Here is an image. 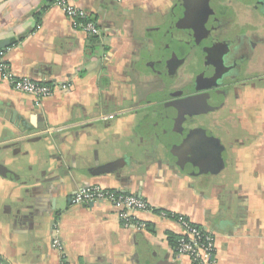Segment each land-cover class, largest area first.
<instances>
[{
    "label": "crops",
    "instance_id": "0c3cea01",
    "mask_svg": "<svg viewBox=\"0 0 264 264\" xmlns=\"http://www.w3.org/2000/svg\"><path fill=\"white\" fill-rule=\"evenodd\" d=\"M72 1L99 37L75 29L55 0H0L5 62L52 91L37 104L0 76V165L13 174L0 176V262L192 264L176 257L182 228L164 211L215 237V264H264V34L246 85L210 92L192 129L218 140L217 151L193 144L188 159L179 146L156 153L158 118L140 101L143 64L161 55L146 57L145 46L178 25L175 0ZM252 73L262 78L255 87ZM90 185L149 203L136 213L145 231L123 228L108 202L74 205Z\"/></svg>",
    "mask_w": 264,
    "mask_h": 264
},
{
    "label": "flooded vegetation",
    "instance_id": "af4514ba",
    "mask_svg": "<svg viewBox=\"0 0 264 264\" xmlns=\"http://www.w3.org/2000/svg\"><path fill=\"white\" fill-rule=\"evenodd\" d=\"M174 7L178 25L163 33L159 47L150 39L144 49L146 57L161 54L143 64L148 95L140 101L158 118L152 141L190 140L182 131L198 126L209 93L219 91L212 89L214 81L231 78L236 89L243 88L246 62L263 42L264 0H175ZM249 76L252 86L262 83L257 73Z\"/></svg>",
    "mask_w": 264,
    "mask_h": 264
},
{
    "label": "built area",
    "instance_id": "2783aa9c",
    "mask_svg": "<svg viewBox=\"0 0 264 264\" xmlns=\"http://www.w3.org/2000/svg\"><path fill=\"white\" fill-rule=\"evenodd\" d=\"M55 4L75 29L90 37L101 35V30L96 21L83 9L78 8L72 0H55ZM0 76L2 80L12 86L14 91L34 97L37 104L52 93L50 87L38 81L25 77L16 78L5 62L4 53L1 50ZM100 202H108L112 205L123 228L134 229L139 232L145 231L146 225L137 219L136 213L152 211V208L140 197L113 189H104L98 185L84 187L74 193L72 197V203L78 206ZM159 216L175 221L182 228L181 235L173 247L176 257H185L192 264H215V237L213 235L191 224L182 216L164 211H160ZM55 232L57 233V230ZM52 246L62 253L57 235L52 240ZM0 264L3 263L0 262Z\"/></svg>",
    "mask_w": 264,
    "mask_h": 264
},
{
    "label": "water",
    "instance_id": "95a60500",
    "mask_svg": "<svg viewBox=\"0 0 264 264\" xmlns=\"http://www.w3.org/2000/svg\"><path fill=\"white\" fill-rule=\"evenodd\" d=\"M11 44L10 41H5V42H0V49L5 48L7 46H9ZM227 74L223 73V77H225ZM231 81V78H224V79H218L215 80L214 85L212 86V89H220L222 88L224 85L229 87L231 84L227 83L228 81ZM226 86V87H227ZM182 132H185L184 134L187 136V138H190V140H187L185 138H182V140H180V142L178 141V139H169V140H159L158 138L155 137V139H153V141H155L158 149V152L161 151V149H166L168 151L175 149L176 146L182 147V148H186L185 152L183 151L182 154L184 156H186L188 159H192V154L191 151L194 148L193 144L197 146V148L199 147H204L205 148H209V149H215L217 151V148L219 147L218 144V140H216L212 135H210L209 133H205L204 131H201V129H199L198 133H194L191 130H183ZM202 133V134H201ZM184 134H180V135H184ZM173 141L178 142L177 144H172ZM193 142V143H191ZM220 150V149H219ZM116 164V163H115ZM109 166V165H108ZM108 166H104L102 167L101 171L102 172H108ZM13 174L9 172L8 169H6L5 167L0 165V176L3 178H7L12 176Z\"/></svg>",
    "mask_w": 264,
    "mask_h": 264
}]
</instances>
